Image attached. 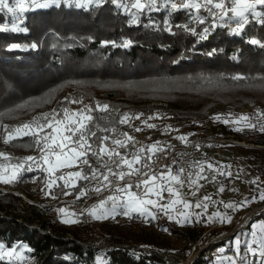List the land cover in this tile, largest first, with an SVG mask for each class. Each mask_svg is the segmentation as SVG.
Segmentation results:
<instances>
[{
	"label": "trees",
	"instance_id": "trees-1",
	"mask_svg": "<svg viewBox=\"0 0 264 264\" xmlns=\"http://www.w3.org/2000/svg\"><path fill=\"white\" fill-rule=\"evenodd\" d=\"M122 2L130 7L133 0H101L86 8L61 2L18 11L23 20L15 27L23 30H12L11 13L0 11V28L8 26L0 30V120L64 89L70 91L69 99H87L86 113L92 119L80 131L94 151L87 163L94 168L101 161L97 154L103 138L108 142L118 132L127 133L129 121L137 114L168 115L175 124L198 132L216 105L237 108L256 100L264 105V98L229 94L264 88V16L249 19L236 32L237 27L218 23L203 6L199 11L169 10L155 0L154 8L130 7L124 14L118 6ZM205 29L206 38L201 39ZM128 89L143 94L130 95ZM117 93L122 97L115 99ZM61 104L57 100L54 107ZM97 104L109 108L100 111ZM125 114L130 119L121 123ZM13 130L8 126L1 132L5 136ZM36 137L20 136L8 144L32 148ZM254 143L264 145V136ZM254 152L251 158L264 166V153ZM61 190L55 187L54 193ZM47 215L0 191V243L13 249L12 254L16 246H24L28 264H95L99 256L105 264H182L187 257L185 249H173L154 237L133 240L91 222H81L75 230L62 229ZM172 233L183 236L176 230ZM0 264L13 263L0 257Z\"/></svg>",
	"mask_w": 264,
	"mask_h": 264
},
{
	"label": "rangeland",
	"instance_id": "rangeland-1",
	"mask_svg": "<svg viewBox=\"0 0 264 264\" xmlns=\"http://www.w3.org/2000/svg\"><path fill=\"white\" fill-rule=\"evenodd\" d=\"M160 1L169 10H172L171 3L177 5L181 3V0ZM61 2L77 7L76 0H36V4L26 3L25 7L26 10L48 8ZM142 2L148 7L147 0ZM199 2L202 4L204 0ZM80 3L85 6L77 8H86L96 2L87 4L86 0H80ZM226 3H229V0H226ZM122 4H119L120 11L124 14L129 13V4L126 2ZM125 5H128L127 10ZM208 7L216 14L214 20L224 18L220 15L219 9L212 5ZM255 11V16L261 13L264 16V6L257 7ZM11 16L14 19L9 24L11 26H16L23 20V17L17 14L14 16L11 13ZM127 91L130 95L143 94L139 90ZM68 93L70 91L64 89L60 93L49 94L40 102L37 101L39 102L37 105V102L32 103L27 111L22 109L10 112L0 120V153L7 156V159L0 157V177L10 180L8 183L0 180V191L16 196L17 203L26 208L37 206L39 210H45L46 215L48 213L47 217L62 229L75 230L81 222H91L90 224L95 227L114 228L122 237L127 236L133 240L135 236H143L146 240L154 237L173 249H185L187 257L183 259L182 264H261L264 261V255L261 254L264 252V233L259 228L252 227L253 224L260 225L264 222V200L260 199V194L264 191V166L255 157L254 160L251 158L256 155L254 151L264 153V145L254 143L256 139L264 136V131H261V126H264V115H261L264 114V105L260 100L237 108L222 104L214 106L209 109L207 118L202 121L203 124L199 125L198 132H190V128L175 124L168 115L155 112L151 115H139L137 119L135 118L137 114L129 121L127 135L118 132L108 142L102 140L97 154L101 161L104 159L107 161L112 153H116L115 141H121L122 149L131 150L123 153L125 156L123 159L132 162V168L123 163L122 158L120 163L116 159L115 163L106 166L101 165L99 161L94 168H89L88 155L94 151L80 147L82 142H78L79 131L73 134L65 130L78 128L77 121L85 125L88 117L86 113L88 100L69 99ZM229 94L248 99L264 98V88L231 90ZM97 95L98 93L95 94ZM118 96L122 97L117 93L115 99ZM57 100L62 104L54 107ZM65 109L68 112L67 116ZM74 113L83 115H73ZM44 114H48L47 121L42 118ZM217 116L220 119H215ZM241 116L249 119L240 120ZM34 120L38 124L51 123V127L46 126L42 130L38 129L37 125H32L31 131L36 132L38 137L35 146L24 148L20 144L5 143L9 133L7 131L4 136L1 130L8 129V126L15 129L26 123L31 124ZM225 120L228 123H225ZM248 124H254L255 127H248ZM45 136L48 138L44 139ZM178 137L186 139L181 140ZM159 142L164 143L166 149L188 147L191 144L198 147L194 160L187 163V166L190 169L189 189L194 186L201 188L203 202H200L199 207L196 206L198 203L194 195L187 199H181L179 196V182L171 179V176L179 178L175 169L152 173L143 180L149 181L147 185L140 181L139 192L134 194L140 200L153 201V204L138 205L143 212L133 210L129 206L128 192L131 191L127 190L126 184L115 183L113 176L116 175L113 173L117 172L114 168L118 173L123 172L124 176L134 174V169L138 167L137 164L135 166L131 154L135 149L136 151L141 149L136 146L137 143H140V146L150 143L151 147H158ZM45 144L48 147L45 148ZM214 144L218 146L211 148L210 145ZM102 148L105 151H100ZM79 152L86 154L77 156ZM28 157L33 159L28 160ZM85 160L87 163H84ZM209 164L212 165L211 168L208 167ZM104 166L106 167L102 170ZM93 170L96 173L95 177ZM76 172L87 179L71 175ZM13 173L15 179H12ZM101 174L108 175L110 183L103 180ZM152 177L156 179L152 180ZM121 180L118 178V181ZM58 186L63 189L59 194L56 191L54 193V188ZM97 188H100V191H96ZM149 188L152 189L151 192H148ZM168 188H172L173 192L170 193ZM109 197L115 199H108ZM205 197L209 199L206 200ZM9 201L14 202L15 199ZM102 201L104 204L100 207ZM185 203L190 206L185 207ZM242 203L243 206H240ZM227 204L236 207L234 209L225 207ZM61 209L63 211H60ZM216 213L230 217V220L221 221L214 215ZM175 230L183 236L174 235L172 231ZM194 236L197 237L196 241L191 243ZM237 240L240 242L239 245L236 244ZM0 245L1 258L13 264L29 263L28 257L23 254L26 249L24 246H16L14 253L9 255L13 249L4 247L2 243ZM97 258L99 262L95 260V264H105L106 259L102 256Z\"/></svg>",
	"mask_w": 264,
	"mask_h": 264
},
{
	"label": "snow or ice",
	"instance_id": "snow-or-ice-1",
	"mask_svg": "<svg viewBox=\"0 0 264 264\" xmlns=\"http://www.w3.org/2000/svg\"><path fill=\"white\" fill-rule=\"evenodd\" d=\"M93 2L99 3L100 0H86L87 4H91ZM113 2H115V0H113ZM26 3L36 4V0H14V2L11 5L9 3V0H0V11L7 10V12L12 13L13 15H15L18 11L20 13H23L24 11H26V7H25ZM154 5H155V0H147V6L149 7V9H151ZM209 5H212L216 9H219L220 10V15L227 16L228 20H235L236 23H237V28L234 31L239 32V30L243 29L245 24L248 23V14L251 13V14L255 15L256 14L255 9L257 8V6H264V0H229V3H226V0H204L203 5L199 2V0H181L180 5H177L176 3H171V8L172 9H177L178 7H182V8L189 9V10L195 9V10L199 11L200 8L203 6V7L207 8L210 13H212V9L210 7H208ZM37 6H46V5H37ZM76 6L77 7H82V6H85V5L81 4L80 0H76ZM124 7L127 10L128 5H125ZM130 7L134 8V9H137V10H142V9L145 8V3H143L142 0H133V2L131 3ZM229 12L231 13L230 16L228 15ZM212 14L216 15L215 13H212ZM132 15H133V22H135V15L136 14L133 13ZM0 30H7V28L5 26L3 28H0ZM12 30H23V29H17L15 27V25H14ZM207 31L208 30L205 29V34L201 35V37H200L201 39L206 38ZM251 43L252 44H259L260 42L257 41V40H252ZM262 46H264V45H262ZM13 47H15V45H13ZM33 47H35V45H33ZM233 79H239V77H234ZM96 108L98 110H100V111H106L109 108V106L107 104H104V105L97 104ZM53 115H55V114H53ZM67 115H68V112H67V109H65V116H67ZM73 115L82 116L83 114L82 113H74ZM139 115H142V113L138 114L135 118L138 119ZM261 115H264V114H261ZM42 118L47 121L48 114H44ZM149 118L151 119L152 117H149ZM86 119L91 120L92 117L88 116V117H86ZM129 119H130V117L127 114H125L121 118L120 122L121 123H125ZM215 119H220V117L217 116V117H215ZM248 119H249V117H245V116H241L240 117V120H248ZM224 122L228 123L227 120H225ZM58 123H59V121H58ZM76 123L79 124L78 128H66L65 130L66 131H71V132H73V134H75V132L79 131L80 135L78 137V142H82V143H80V147L85 148V149H90L91 145L87 143V136H86L85 132L80 131L81 129H84L86 126L80 121H77ZM32 125H37V128L40 129V130H42L46 126L47 127H51V123L50 122L47 123V124H38V122L36 120H34V121L31 122V124L26 123V124H23V125L15 128L12 133L8 134V138L5 140V143H8L11 140L16 139V138H18L20 136H27V135H30V134L33 135V136H36L37 133L31 131ZM148 126L149 127H153L154 125H148ZM248 127H255V125L254 124H248ZM236 130H240V129H236ZM88 131L90 132V130H88ZM137 131H139V129H137ZM261 131H264V126H261ZM90 134L91 135H95V133H90ZM124 135H127V134L125 133ZM47 138H48L47 136L44 137V139H47ZM67 138L68 137H65V139H67ZM103 139L106 140L107 137H104ZM128 139H131V137H128ZM178 139L185 140L186 138L185 137H178ZM37 143H39V140H37ZM115 143L119 145V144H121V141H115ZM121 146H123V145H121ZM46 147H48L47 144H45V148ZM60 147L63 148V145H61ZM153 148H155V146L150 147L149 150L151 151V150H153ZM100 151H105V150L102 148ZM85 154H86V152H79L76 155L77 156H83ZM112 154L113 155H118V153H112ZM0 157H4L5 159H7V156L4 153H0ZM27 159L28 160H32L33 157H28ZM122 161H123V163L127 164L129 168H132V162H129L126 159H123V158H122ZM135 162H139V157L135 158ZM84 163H87V161L85 160ZM19 167L20 166L18 165L17 168H19ZM208 167L211 168L212 165L209 164ZM109 171H111V170H109ZM181 171H183V170L181 169ZM113 174L114 175H118V177L120 179H123V177H124V173L123 172H120L118 174L117 173H113ZM71 175L76 176V177H80V178H83V179H87L86 176L85 177H81V173H79V172L72 173ZM95 175H96L95 170H93V177H95ZM101 175H103V180L109 181L108 175H104V174H101ZM169 175H171V174H169ZM15 178H16L15 173H13L12 179H15ZM61 179H63V177H61ZM151 179L155 180L156 177H152ZM171 179L176 180L177 182H179L178 176H171ZM0 180H3V182H5V183L10 182V180L3 179L2 177H0ZM109 183H110V181H109ZM143 183L145 185H147L149 183V181L145 180V181H143ZM137 187H139V185H137ZM126 188H131V185L126 186ZM125 190L126 189H119V191H125ZM151 190L152 189L149 188L148 192H151ZM96 191H100V188H97ZM168 191L170 193H172L173 189L172 188H168ZM177 195H178V193H177ZM128 196H129V206L132 207L133 210H137V211L143 212V209L140 208L138 205L153 204L154 203L151 200H146V201L140 200L138 197H136V195L134 193H131V192H128ZM108 199L114 200L115 197H109ZM205 199L207 200L209 198L205 197ZM260 199L264 200V191L261 192ZM174 203H175V201H174ZM103 204H104V201L101 202L100 207H103ZM189 206L190 205L185 203V207H189ZM196 206L199 207L200 204L198 203ZM240 206H243V203ZM204 207L206 208L207 205H204ZM225 207L234 209L236 207V205L227 204V205H225ZM60 211H63V209H61ZM125 214H127V213H125ZM214 215L219 217V219L221 221L230 220V217L221 216L219 213H216ZM252 227L254 229L255 228H259L261 230V232L264 233V222H261L260 225L253 224ZM253 235H255V233H253ZM239 243H240L239 240H237L236 244L239 245ZM0 247H2V245H0ZM11 254L12 253H9V255H11ZM261 254L264 255V252H262ZM261 264H264V261H262Z\"/></svg>",
	"mask_w": 264,
	"mask_h": 264
},
{
	"label": "built area",
	"instance_id": "built-area-1",
	"mask_svg": "<svg viewBox=\"0 0 264 264\" xmlns=\"http://www.w3.org/2000/svg\"><path fill=\"white\" fill-rule=\"evenodd\" d=\"M217 22L221 24H228L231 28L237 27L236 22L233 21L227 22L225 17L218 19ZM163 145L164 143L159 142L158 147H155L153 148V150L150 151L149 150L151 147L150 143L144 146H140V143H137L136 146L141 149L139 151H136L137 149H135L134 151H132V154L131 153L130 154L132 155L134 161H135V157H139V162L134 163L135 166L137 164L138 168L134 169L135 170L134 174H128L127 176H124L121 181H118L119 178L118 175L113 176V179H115V183L120 182L122 184H126V186L131 185V188H127V190L135 194H138L139 187H137V185H139L140 181H143L145 178L149 177L152 173H157L158 171L161 170L175 169L178 171L179 174L178 190L181 199H187L191 195H194L196 202L200 204V202H203L201 188L199 186H194L191 190L189 189L190 169L187 166V163L194 160L196 154L195 152L197 151L198 147L195 144H191L193 145L192 147L190 145L188 147L178 146V147L166 149L164 148ZM115 148H116L115 149L116 153H118V155H112L111 158L106 161L105 163L106 166L113 162L115 163L116 159H118L117 161L118 163H120L121 158L125 157L123 153L131 152V150L122 149L120 144L119 145L116 144ZM133 155L135 157H133ZM106 166L102 167V170ZM181 169L183 171H181ZM114 170L118 174V170L115 168Z\"/></svg>",
	"mask_w": 264,
	"mask_h": 264
},
{
	"label": "crops",
	"instance_id": "crops-1",
	"mask_svg": "<svg viewBox=\"0 0 264 264\" xmlns=\"http://www.w3.org/2000/svg\"><path fill=\"white\" fill-rule=\"evenodd\" d=\"M257 7L260 8L261 6H257ZM255 12H256V11H255ZM228 15L230 16L231 13L229 12ZM262 15H263V14L261 13V14H258V15L255 16V15H252L251 13H249V14H248V20H249V19H255V17H256V19H260L261 17H263ZM226 20H227V16H226ZM231 21L236 22L235 20H231Z\"/></svg>",
	"mask_w": 264,
	"mask_h": 264
},
{
	"label": "bare ground",
	"instance_id": "bare-ground-1",
	"mask_svg": "<svg viewBox=\"0 0 264 264\" xmlns=\"http://www.w3.org/2000/svg\"><path fill=\"white\" fill-rule=\"evenodd\" d=\"M96 262H99V258L96 259Z\"/></svg>",
	"mask_w": 264,
	"mask_h": 264
}]
</instances>
